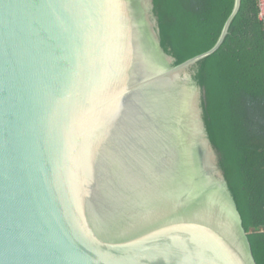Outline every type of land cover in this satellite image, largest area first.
Returning <instances> with one entry per match:
<instances>
[{"label": "water", "instance_id": "95a60500", "mask_svg": "<svg viewBox=\"0 0 264 264\" xmlns=\"http://www.w3.org/2000/svg\"><path fill=\"white\" fill-rule=\"evenodd\" d=\"M153 0H0V264H258Z\"/></svg>", "mask_w": 264, "mask_h": 264}, {"label": "trees", "instance_id": "16d2710c", "mask_svg": "<svg viewBox=\"0 0 264 264\" xmlns=\"http://www.w3.org/2000/svg\"><path fill=\"white\" fill-rule=\"evenodd\" d=\"M235 0H153L164 51L178 66L211 50ZM203 121L258 264H264V31L242 0L222 47L190 70Z\"/></svg>", "mask_w": 264, "mask_h": 264}, {"label": "built area", "instance_id": "2783aa9c", "mask_svg": "<svg viewBox=\"0 0 264 264\" xmlns=\"http://www.w3.org/2000/svg\"><path fill=\"white\" fill-rule=\"evenodd\" d=\"M259 7V19L263 23V31H264V0H257Z\"/></svg>", "mask_w": 264, "mask_h": 264}]
</instances>
